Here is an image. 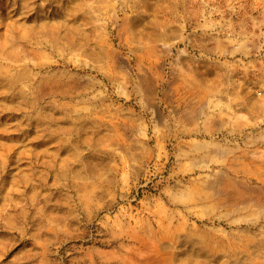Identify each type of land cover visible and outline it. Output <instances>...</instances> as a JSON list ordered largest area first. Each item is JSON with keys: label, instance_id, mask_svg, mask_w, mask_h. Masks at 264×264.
Listing matches in <instances>:
<instances>
[{"label": "rangeland", "instance_id": "374dc122", "mask_svg": "<svg viewBox=\"0 0 264 264\" xmlns=\"http://www.w3.org/2000/svg\"><path fill=\"white\" fill-rule=\"evenodd\" d=\"M0 264H264V0H0Z\"/></svg>", "mask_w": 264, "mask_h": 264}]
</instances>
